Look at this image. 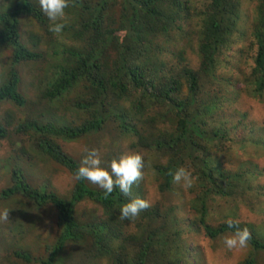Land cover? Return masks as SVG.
Here are the masks:
<instances>
[{"label":"trees","instance_id":"1","mask_svg":"<svg viewBox=\"0 0 264 264\" xmlns=\"http://www.w3.org/2000/svg\"><path fill=\"white\" fill-rule=\"evenodd\" d=\"M196 1L191 13L186 0H70L58 38L38 0H0V211L9 210L8 221L0 222V264H175L179 254L154 242L158 211L143 194L163 188L174 200H187L186 191L194 195L192 208L208 239L247 227L249 246L264 252L261 224L258 240L228 207L232 192L244 189L241 174H228L211 148L231 139L236 126L205 124L221 98L214 107L199 103V77L188 68L187 47L198 31L202 73L216 69L233 42L244 43L237 31L243 3ZM254 1L249 46L256 45V54L244 83L251 102L264 105V0ZM162 45L182 46L177 64L187 68V93L155 65ZM237 100L225 98L219 117L241 112ZM79 143L97 149L109 171L113 159L141 154L143 179L129 196L117 188L105 199L95 184L73 178L82 158L71 144ZM40 165L62 173L63 181L55 186L37 178ZM179 167L191 173L192 187L173 182L170 173ZM150 174L156 181L147 186ZM137 197L151 207L121 220V206ZM252 200L264 222V204L256 195ZM208 201L226 206L233 227L207 223Z\"/></svg>","mask_w":264,"mask_h":264},{"label":"rangeland","instance_id":"2","mask_svg":"<svg viewBox=\"0 0 264 264\" xmlns=\"http://www.w3.org/2000/svg\"><path fill=\"white\" fill-rule=\"evenodd\" d=\"M186 1L188 2V11L193 13L190 4L198 6L197 1ZM241 2L243 8L239 14L241 17H245L237 31L246 37L244 43L233 42L228 47V51H223L224 53L217 59L216 69L209 73H202L200 70L201 59L197 49L198 31L192 35L187 47L190 58L188 68L195 71L199 77L197 83L199 103L211 101L212 96L221 98L217 109L207 117L208 123L205 121V124H210L212 127L217 124L222 126V123L236 126V131L232 134L231 139L217 140L213 143L214 148H211L214 156L219 157L228 174L234 177V173H240L242 176L241 181L244 183V189H240L241 195L238 196L232 192L228 206L235 212L233 220L244 226L250 225L251 231L255 233L254 236L260 240L261 237L256 232V228L261 224V234L264 236V222L261 220L259 207L257 208L253 202L252 196L256 195L261 199L262 205L264 204V108H262L264 105H261L259 100L251 102L244 83L254 66L252 60L256 54V45L253 48L249 46V33L253 23L252 14L256 11V3L254 0H242ZM162 46L164 47V45ZM181 49H183L181 45L164 47L158 58L153 61L165 75L178 78L182 82V89L187 93L189 83L187 77L183 75L187 68L177 64L178 53ZM225 60L228 64L222 67L221 62H225ZM238 91L239 96L237 97ZM225 98L232 101L238 99L237 101L243 105L242 111L219 117V114L225 109ZM234 107L237 109L236 106ZM167 127L169 131L175 130L170 124ZM124 139L133 141V138ZM71 148V153L78 158H83L86 154L82 143L71 144ZM111 151L110 148L108 153ZM124 151H129V148ZM146 160V167H150L153 166L157 158ZM34 172L37 178L49 180L55 186L63 181L62 173L54 174L49 167L44 165H40ZM154 181H156L155 177L150 174L148 180L144 182L148 186L150 182ZM186 193L187 200H174L171 197L172 193L164 191V188L159 192L147 190L143 193L158 211L152 233L157 237L154 242L159 244L162 250L179 254L176 255L177 259H174L175 264H208V260L211 264H245L248 260H254V264H264V252L255 251L250 246L244 249L228 250L223 244L224 236L216 241L208 239L203 229L198 225L199 214L192 208L196 202L194 195L187 191L182 195ZM219 203L208 201L205 220L212 226H218L228 220V215L225 213L226 206L219 205ZM58 264H63L61 259Z\"/></svg>","mask_w":264,"mask_h":264},{"label":"clouds","instance_id":"3","mask_svg":"<svg viewBox=\"0 0 264 264\" xmlns=\"http://www.w3.org/2000/svg\"><path fill=\"white\" fill-rule=\"evenodd\" d=\"M38 4L41 12L51 22L49 31L59 38L65 27V23L62 21H64L66 16L65 9L70 6V0H38ZM183 75L187 77L185 74ZM148 78H150V76H148ZM178 80L179 79L176 78L175 81L178 82ZM217 99L218 98L212 96L211 101L207 103H209L211 107H214ZM202 103L206 105V102ZM84 151L86 154L83 156L80 166L75 171L73 178L76 181L87 180L95 184L104 191L105 199L117 188L124 196H129L132 185L143 179L142 169L144 168V159L139 153L123 155L118 160L113 159L110 162L109 171L100 166L101 159L97 149L85 148ZM170 174L172 175L174 183L181 184L185 188L192 187V175L185 168L179 167L174 173ZM149 207H151V205L147 200L139 197L133 198L121 206L119 210L120 219L132 220L138 217L141 211ZM8 219L9 210L4 209L0 211V222H6ZM226 223L230 228L233 227L234 222L232 220H227ZM251 238V233L247 227H237L234 232L224 236L223 244L228 250L244 249L249 246Z\"/></svg>","mask_w":264,"mask_h":264}]
</instances>
